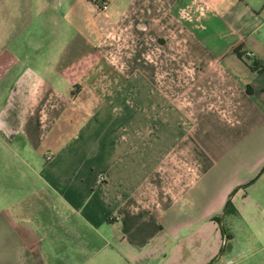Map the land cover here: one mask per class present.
<instances>
[{
  "label": "crops",
  "instance_id": "1",
  "mask_svg": "<svg viewBox=\"0 0 264 264\" xmlns=\"http://www.w3.org/2000/svg\"><path fill=\"white\" fill-rule=\"evenodd\" d=\"M99 2L0 0V264H264V0Z\"/></svg>",
  "mask_w": 264,
  "mask_h": 264
},
{
  "label": "rangeland",
  "instance_id": "2",
  "mask_svg": "<svg viewBox=\"0 0 264 264\" xmlns=\"http://www.w3.org/2000/svg\"><path fill=\"white\" fill-rule=\"evenodd\" d=\"M219 132L221 133L224 131ZM211 139L212 140H209L211 148L210 156L212 160L210 171L207 175H202V180L206 182L211 191L216 194L221 191L223 188L222 186L237 182L238 185L241 186L239 187L241 192L237 195L236 199H234L235 202H237L244 192L243 189L246 186L244 182L248 181L246 173L248 169L253 166L257 157L252 151L245 153L244 150H242L243 145L237 135H218ZM252 143L253 141L251 139L245 141V150L248 147L250 150L255 151V149L251 147ZM205 164L206 161L201 160V167L203 169L206 168ZM245 193L247 194L248 190H246ZM217 216H219V214ZM228 222L229 221L223 217L221 219V226L223 228L228 227Z\"/></svg>",
  "mask_w": 264,
  "mask_h": 264
},
{
  "label": "trees",
  "instance_id": "3",
  "mask_svg": "<svg viewBox=\"0 0 264 264\" xmlns=\"http://www.w3.org/2000/svg\"><path fill=\"white\" fill-rule=\"evenodd\" d=\"M254 64H251L250 67H253ZM229 204L228 202L226 201L223 205V209H222V212L224 211H229ZM212 221L216 223V225L218 226V231H219V234H220V237L222 239V241L225 243L226 241L229 240L230 236L228 234H226L224 232V230L221 228L220 224H219V219L216 217V218H212Z\"/></svg>",
  "mask_w": 264,
  "mask_h": 264
},
{
  "label": "built area",
  "instance_id": "4",
  "mask_svg": "<svg viewBox=\"0 0 264 264\" xmlns=\"http://www.w3.org/2000/svg\"><path fill=\"white\" fill-rule=\"evenodd\" d=\"M90 3L96 5V7L98 8V10H104L105 9V4L99 2V0H89Z\"/></svg>",
  "mask_w": 264,
  "mask_h": 264
}]
</instances>
